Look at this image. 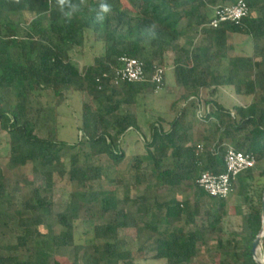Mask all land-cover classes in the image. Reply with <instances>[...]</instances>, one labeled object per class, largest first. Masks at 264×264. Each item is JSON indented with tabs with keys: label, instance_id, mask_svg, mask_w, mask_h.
I'll use <instances>...</instances> for the list:
<instances>
[{
	"label": "trees",
	"instance_id": "obj_1",
	"mask_svg": "<svg viewBox=\"0 0 264 264\" xmlns=\"http://www.w3.org/2000/svg\"><path fill=\"white\" fill-rule=\"evenodd\" d=\"M231 1L236 0H137V14L132 15L105 1L87 6L83 0H68L61 11L57 0H0V146L4 143V151L11 165L23 167L28 163L35 164L32 181L26 182L33 188V201L21 211H15L14 216L15 226L22 231L18 246H24L31 240L40 242L41 246L36 251L37 260H20L16 256L0 254V264H47L51 257L47 251L49 243L56 252L70 250L73 254L71 264H136L131 254L122 250L116 238L117 231L127 227L124 211H117L118 200L114 191L99 193L94 189L95 182L100 179V171L89 164L96 156L108 157L115 166L122 163L125 158L122 137L129 132L139 135L144 143L148 167L152 172L150 184L155 188L177 189L183 182L194 181V171L199 166L201 172L222 173L228 145L253 154L256 163L264 161V68L260 77L244 78L241 75H247V72L239 73L243 62L236 58L228 60L231 69L226 73L208 64L212 59L225 56L222 46L225 33H238L255 42L264 38V0H244L249 13L239 24L224 23L216 29H204L214 11ZM102 2L110 5L108 13H100ZM41 13L45 14L44 18L39 16ZM64 13L70 15L65 16ZM98 14L104 16L102 21L97 20ZM12 16L19 18L16 23L12 21ZM183 20L192 32H202L204 41L209 44V47H199L193 53L183 46L179 47L182 57L174 61L173 74L185 89L192 91L184 97L185 101L198 100L200 89L213 94L218 88L231 87L236 95L246 97L258 93V105L251 103L233 107V113L213 103L215 111L203 118L216 119L217 137L213 143L208 137H204V143L200 145L190 140L188 134L192 127L185 122L183 110L167 125L168 129H164L162 119L149 123V138L146 141L136 117L122 113L121 109L136 105L144 87L153 90V86L124 84L114 87L110 84L121 57L143 61L148 73L153 71L154 66L162 67L160 63L164 55L178 49L177 44L182 38L178 26ZM21 25H24L26 32L24 38L19 35ZM88 33L103 43L104 53L94 58L91 64L79 68L71 60L70 52L85 45ZM212 45L215 51H210ZM146 46L149 47L148 53ZM258 52L260 60L253 62L256 69L264 67V48ZM104 74H109V77L103 79ZM97 79L101 81L98 83ZM41 88L61 99L71 91L86 93L96 103L94 109L85 104L82 106L80 131L84 141L78 144L88 148L84 163L79 164L78 154L65 159L61 151L66 144L29 118L28 95ZM9 93L15 98L13 108L1 103ZM240 134H245L244 143L238 141ZM166 159L173 161L171 168L165 165ZM137 163L140 164V160ZM251 170L239 175H249L239 192L243 193L246 202H249L247 181H255ZM92 173L93 178L90 179ZM54 176L75 183L82 189L69 195L67 212L57 215V223L63 229L58 235H54L49 223L46 224L52 211L51 205L41 194V190L53 187ZM260 177H264V173ZM18 190L16 186L15 191ZM261 198L262 194L259 209L251 211L244 218L241 246H232L229 242L217 243V247L226 250L223 255L228 264H257L252 248L262 224ZM141 200L143 207L138 210L149 213V200L145 197ZM188 205L187 200L166 203L165 215L160 222L167 225L169 219L187 212ZM10 206V195L0 173V231L7 226L3 218L10 211ZM81 209L118 212L120 221L117 225L104 228V244L95 256L84 251L81 258L78 257L84 248V244L76 240ZM189 219L194 221L192 213ZM219 222V219H214L207 228L216 232ZM147 228L158 236L154 259L165 261V264L189 263L196 256L197 244L203 242L194 232H169L166 229L160 233L156 224L147 225ZM17 248L0 245V253ZM260 256L264 259V239L260 244Z\"/></svg>",
	"mask_w": 264,
	"mask_h": 264
},
{
	"label": "rangeland",
	"instance_id": "obj_2",
	"mask_svg": "<svg viewBox=\"0 0 264 264\" xmlns=\"http://www.w3.org/2000/svg\"><path fill=\"white\" fill-rule=\"evenodd\" d=\"M105 1L111 6L126 11L132 15L137 14V0H83L85 5ZM228 2L225 5L231 4ZM45 17L44 13L39 14ZM12 21L16 23L18 17L12 16ZM208 23V22H207ZM207 23L205 28L207 29ZM182 33L178 49L174 52H167L160 63L165 70L164 87L160 91L153 92L150 87H144L138 98V103L131 106H123L121 112L129 116H134L147 141L149 138V123L163 121L164 129H168L170 122L183 110L185 122L191 124V131L188 136L195 144H202L204 137H208L213 143L217 137L215 132L216 119H200L212 113L213 103L216 102L225 110L233 113V107H243L248 104H259L258 93L254 96H238L231 87L218 88L215 93L210 94L208 90L200 89L198 91V100L191 99L185 101L184 97L192 91L185 89L173 74L174 61L182 57L179 47L196 52L199 47H209L204 41L202 32L195 33L187 26L183 20L178 26ZM24 25L20 26L19 35L25 37ZM224 57L222 59H212L208 63L221 73H226L231 69L228 60L236 58L243 62L240 72L244 70L247 77H260L262 68H255L253 62L260 60L259 49L264 48V38L259 41H249L248 37L238 33H225L222 40ZM254 47H256L254 49ZM211 46L210 51H215ZM147 53L149 47L146 46ZM104 53V45L96 37L88 33L86 43L81 49H74L70 52L71 60L82 68L91 64L94 58ZM241 74V73H240ZM246 76V77H245ZM1 103L9 108L15 105V98L12 93L6 94ZM176 103L174 107L172 104ZM88 105L94 109L96 103L86 94L79 92H69L63 99L57 98L47 89H39L28 95L27 105L29 118L37 125L45 128L48 133L54 135L60 142L66 144L61 151L65 159L78 154L79 164L84 163V154L88 153L86 145L79 146L78 143L84 141V136L80 131L82 122V106ZM258 108L255 110L257 114ZM200 117V118H199ZM203 120V121H202ZM244 135L238 136V141L244 143ZM122 147L125 158L122 163L115 166L106 156H96L91 159L90 165L93 169H99L100 179L95 182L94 189L99 193L114 191L118 200L117 211H124L127 227L119 229L116 233L117 240L121 243L122 250L127 251L135 259L136 264H165V261L155 260V249L158 236L147 228V225L156 224L158 231L163 233L166 229L169 232H194L202 238L196 246V256L186 264H228L223 252L225 249L217 247V243H231L232 246L240 247L244 229V218L251 211L259 209V197L264 193V161L256 163L251 170L254 182L248 179L247 197L249 202L244 201L243 193H239L244 184L245 178L249 175L242 174L238 176L233 185V191L223 201L212 200L208 196L201 194L195 181L183 182L177 189L155 188L152 186V172L148 167L144 143L140 136L129 132L122 137ZM74 147L70 149V147ZM229 146V145H228ZM210 149V148H208ZM204 154V151L202 152ZM203 165L205 156L203 157ZM140 160V164L137 163ZM165 165L173 166V161L165 160ZM35 164L28 163L23 167H16L9 163L4 151V143L0 146V173L4 177V185L10 195V211L5 214L3 220L7 226H3L0 231V245L3 247H18L15 251H2V256H16L20 260H37L39 257L36 251L41 247L40 242L31 240L24 246H18L19 238L22 237V231L15 226V211H21L25 205L33 201V188L26 182H31L33 178V167ZM201 173L200 166L195 169L194 177ZM93 178V173L89 175ZM19 190L15 191V187ZM82 189L75 183H68L66 179L53 177V187L47 190H41L43 199L51 205L52 216L50 221L46 222L52 226L54 235H58L63 229L57 223V215L66 213L68 210V198L71 193L80 192ZM142 197L149 200V213H142L138 209L142 206ZM176 200L181 202L187 200V212L174 219H169L168 224L161 223L165 215L166 203ZM143 207V206H142ZM104 212L80 210L78 216V228L76 231V240L84 244L83 251L78 255L81 258L85 251L89 255L95 256L102 250L104 244L105 227L107 225H117L120 221L118 212ZM194 215V221H190L189 214ZM214 219H219L218 230L213 232L207 226ZM141 229L140 233L138 230ZM45 231V230H43ZM47 251L51 254L47 264H71L72 252L65 250L56 252L52 249L51 243L48 244Z\"/></svg>",
	"mask_w": 264,
	"mask_h": 264
},
{
	"label": "built area",
	"instance_id": "obj_3",
	"mask_svg": "<svg viewBox=\"0 0 264 264\" xmlns=\"http://www.w3.org/2000/svg\"><path fill=\"white\" fill-rule=\"evenodd\" d=\"M249 13V8L244 0H236L234 3L223 5L214 11L212 18L207 23L211 29H216L220 24H239ZM119 68L112 73L110 84L119 87L124 84H149L153 86V92L160 91L164 87L165 70L163 67L154 66L153 71L148 73L145 70L143 61L121 57ZM109 74H104L103 79H107ZM101 80L97 79L99 83ZM200 118V117H199ZM205 118V116L200 119ZM253 154L236 150L227 146L223 165L224 171L220 174L201 172L195 181L197 188L212 199L224 200L233 191V185L237 177L244 171L253 169L255 166Z\"/></svg>",
	"mask_w": 264,
	"mask_h": 264
},
{
	"label": "water",
	"instance_id": "obj_4",
	"mask_svg": "<svg viewBox=\"0 0 264 264\" xmlns=\"http://www.w3.org/2000/svg\"><path fill=\"white\" fill-rule=\"evenodd\" d=\"M261 218H262L261 228L253 242V248H252L253 259L257 264H264V259H262L260 256V244H261V240L264 239V193H262V198H261Z\"/></svg>",
	"mask_w": 264,
	"mask_h": 264
},
{
	"label": "clouds",
	"instance_id": "obj_5",
	"mask_svg": "<svg viewBox=\"0 0 264 264\" xmlns=\"http://www.w3.org/2000/svg\"><path fill=\"white\" fill-rule=\"evenodd\" d=\"M67 2H68V0H57V3L59 5L61 11L64 10V6H65V4ZM72 8L75 9L76 6L73 5ZM99 9H100V13H108L111 10L110 9V5H108L107 3H103V2L100 4ZM64 14H65V16H69L70 15V13H64ZM103 19H104L103 15H101V14L97 15V20L98 21H102Z\"/></svg>",
	"mask_w": 264,
	"mask_h": 264
}]
</instances>
